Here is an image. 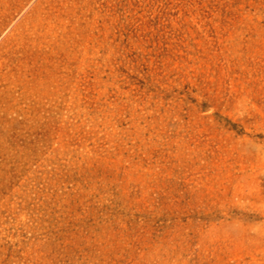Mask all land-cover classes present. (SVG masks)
Instances as JSON below:
<instances>
[{
    "label": "rangeland",
    "instance_id": "1",
    "mask_svg": "<svg viewBox=\"0 0 264 264\" xmlns=\"http://www.w3.org/2000/svg\"><path fill=\"white\" fill-rule=\"evenodd\" d=\"M0 264H264V0H0Z\"/></svg>",
    "mask_w": 264,
    "mask_h": 264
}]
</instances>
